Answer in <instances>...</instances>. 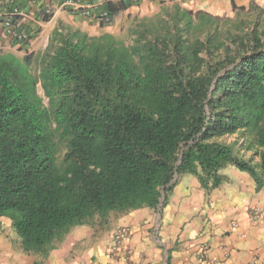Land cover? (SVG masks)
Listing matches in <instances>:
<instances>
[{"label":"trees","instance_id":"obj_1","mask_svg":"<svg viewBox=\"0 0 264 264\" xmlns=\"http://www.w3.org/2000/svg\"><path fill=\"white\" fill-rule=\"evenodd\" d=\"M132 4L108 2L105 24ZM128 30L129 43L76 29L53 50L0 54V216L26 253L48 256L97 216L164 206L183 174L208 192L234 166L264 187V9L175 5Z\"/></svg>","mask_w":264,"mask_h":264},{"label":"crops","instance_id":"obj_2","mask_svg":"<svg viewBox=\"0 0 264 264\" xmlns=\"http://www.w3.org/2000/svg\"><path fill=\"white\" fill-rule=\"evenodd\" d=\"M117 0H0V9L17 11L15 19L30 39L20 43L0 29V54L41 53L60 44L61 33L79 29L92 36L117 35L136 16H153L175 5L216 16L232 15L233 4L249 7L264 0H145L132 4L105 24L108 2ZM219 187L208 191L191 174L178 179L168 202L157 209L144 207L97 216L90 224L74 226L64 240L43 257L26 253L8 217L0 216V264H98L109 262L108 245L114 232L130 226L132 260L117 264H197L201 243L219 264H264V187L250 173L234 166L220 170ZM258 211L254 221L251 212ZM232 223L237 226L233 227ZM170 256V258H169Z\"/></svg>","mask_w":264,"mask_h":264},{"label":"built area","instance_id":"obj_3","mask_svg":"<svg viewBox=\"0 0 264 264\" xmlns=\"http://www.w3.org/2000/svg\"><path fill=\"white\" fill-rule=\"evenodd\" d=\"M80 0H64L65 3H75ZM138 4L143 3L145 0H131ZM140 4V5H141ZM17 11L5 12L0 9V29H2L4 35L14 41L25 43L30 39L29 32L23 30L18 25L15 15ZM258 211H252L251 215L256 221L259 216ZM261 215V214H260ZM1 226V220H0ZM233 227H236V223H232ZM133 230L130 226H125L117 229L108 245L107 254L109 262H100L98 264H117L118 261L124 260L130 262L132 260L133 250L129 247L128 241L132 236ZM196 257L198 259L197 264H219V262L213 260L209 255V247L205 243H201L196 251Z\"/></svg>","mask_w":264,"mask_h":264},{"label":"rangeland","instance_id":"obj_4","mask_svg":"<svg viewBox=\"0 0 264 264\" xmlns=\"http://www.w3.org/2000/svg\"><path fill=\"white\" fill-rule=\"evenodd\" d=\"M116 36L119 38L127 40L128 43L130 42V39H131L129 30L127 27L125 29H123L121 31V33L117 34ZM54 48H55V46L49 48V50H53ZM24 55H25L24 53H20V54H17L16 56H18L19 58H22ZM39 92L44 97V91H43L41 85H39ZM45 102H46V104H48V99L45 98ZM225 140L227 142L235 143V152L237 155L243 156L246 159H253L256 163L259 162L260 158L256 154V150L255 149L249 150V148H248L249 138H247V140H245L244 137L241 136L240 134H235L233 136L225 138ZM64 145H65V143L63 142L61 145L63 147V149H62V152L59 154V157H58L60 162L62 161L64 154L66 152V148Z\"/></svg>","mask_w":264,"mask_h":264},{"label":"water","instance_id":"obj_5","mask_svg":"<svg viewBox=\"0 0 264 264\" xmlns=\"http://www.w3.org/2000/svg\"><path fill=\"white\" fill-rule=\"evenodd\" d=\"M177 176H178V175H176V178H177ZM176 178H175V179H176ZM163 199H164V197H162L161 201H163Z\"/></svg>","mask_w":264,"mask_h":264}]
</instances>
